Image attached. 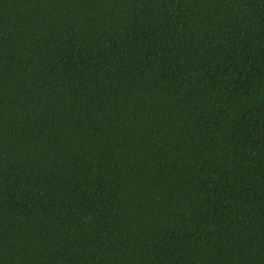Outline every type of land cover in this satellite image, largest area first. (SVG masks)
Masks as SVG:
<instances>
[{
  "label": "trees",
  "instance_id": "obj_1",
  "mask_svg": "<svg viewBox=\"0 0 264 264\" xmlns=\"http://www.w3.org/2000/svg\"><path fill=\"white\" fill-rule=\"evenodd\" d=\"M0 264H264V0H0Z\"/></svg>",
  "mask_w": 264,
  "mask_h": 264
}]
</instances>
